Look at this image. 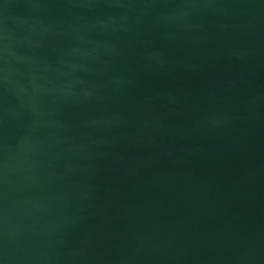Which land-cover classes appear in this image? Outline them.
<instances>
[{
	"label": "water",
	"instance_id": "water-1",
	"mask_svg": "<svg viewBox=\"0 0 264 264\" xmlns=\"http://www.w3.org/2000/svg\"><path fill=\"white\" fill-rule=\"evenodd\" d=\"M0 264H264V0H0Z\"/></svg>",
	"mask_w": 264,
	"mask_h": 264
}]
</instances>
